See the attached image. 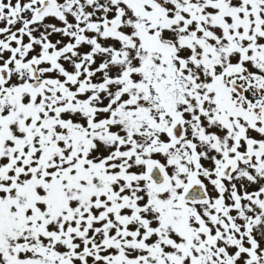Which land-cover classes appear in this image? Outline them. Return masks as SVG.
I'll return each mask as SVG.
<instances>
[{"label": "snow or ice", "instance_id": "6c2138e0", "mask_svg": "<svg viewBox=\"0 0 264 264\" xmlns=\"http://www.w3.org/2000/svg\"><path fill=\"white\" fill-rule=\"evenodd\" d=\"M0 264H264V0H0Z\"/></svg>", "mask_w": 264, "mask_h": 264}]
</instances>
